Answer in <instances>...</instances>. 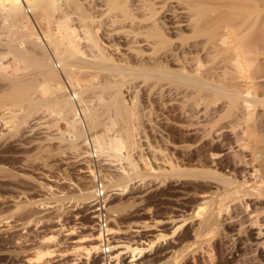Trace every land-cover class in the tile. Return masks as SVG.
Returning <instances> with one entry per match:
<instances>
[{
    "label": "rangeland",
    "instance_id": "rangeland-1",
    "mask_svg": "<svg viewBox=\"0 0 264 264\" xmlns=\"http://www.w3.org/2000/svg\"><path fill=\"white\" fill-rule=\"evenodd\" d=\"M41 1L45 7L31 11L29 5L26 10L24 5L19 9L22 14L16 19L9 17L7 13L5 14L6 11L0 9V259H2L0 261L2 264H45V258V260L48 259L46 261H49V264L50 260L51 264H103L104 259L100 250L107 242L113 258L111 264L139 262L194 264L195 257L201 258L203 264L204 262L210 264L212 262L210 257L215 260L218 254L213 253L215 257L205 255L206 251H202L204 252L201 253L202 256L200 253L195 254L196 240L192 233L195 224L199 222L198 218L207 215L212 209L217 212L225 197L230 200L228 196L233 193L235 187L242 190L238 195H264V176L255 170L258 166L248 161V151L252 147V142L246 137H241L240 133L243 129L254 127L255 122L261 118L260 112H264V77L254 78L264 74L263 67L262 70L261 67L255 66L247 68L245 74L249 76L247 80L256 81L249 87V96L254 98L255 115L251 114L253 118L251 115L243 118L240 120L243 122L242 125H240L241 122L239 124V120L227 114L223 115L227 119L223 116L220 118L217 116V118L221 105L225 104V98L218 99L219 101L212 99L213 103L211 102L209 109L212 113H208L207 117L211 116L214 122L212 123L211 119V121L207 120V117L204 118V115H196L192 125L197 129L192 128L190 132L187 129L192 126L188 128L190 123L185 121L187 119L177 117L180 114H176V112L179 113V109H176L181 105L179 96L183 103L181 95L178 98L175 97L178 95L176 88L179 85L175 82V78L182 63H177L178 60L167 56L171 49L181 55L183 50L188 52L194 41L189 29L173 28L177 21L174 11L178 10L176 7L178 0H143L145 3L141 0H114L110 11L105 0ZM137 3H144L146 10L137 9L140 5ZM151 5L157 10V14ZM123 8L132 10L135 21L144 19V23L151 26L148 30L146 29L147 36L152 35L149 37L150 40L154 37L153 33L163 31L166 36L165 42L136 47L137 44L132 42L131 36V31L136 28L128 25L129 20L128 24L125 22L126 27L118 30L108 21L112 14L122 13ZM147 17L152 19L151 24L147 23L149 21V19L146 20ZM154 20L158 22V27L153 26L157 23H154ZM60 23L76 31L75 35L73 34L75 43L81 48L79 49L82 51V57L87 58L86 60L81 58L82 60L90 62L88 59L94 53L99 54L103 49L111 57L110 59L106 55L109 58L103 64L108 63L112 66L110 68L106 65L101 66L103 69L98 68L100 74L96 70L98 66L92 65L93 62L89 66L77 67L78 73L77 69L74 73L80 74L83 81L78 79L79 76L76 78L74 73L70 74L62 69V65H59L61 59L74 57L69 55V46L65 45L64 33L60 32ZM156 28H158L157 31ZM88 29L98 40V49L93 47L98 50L97 52L94 49L92 51V48L88 51L91 44L89 45V41L84 37ZM149 30L153 33L148 34ZM28 32L30 35H27ZM62 37L64 39H61ZM44 43L50 54L44 51L42 46ZM140 50L144 52L142 58ZM44 57H47L46 59L52 57V60H55L54 63L59 65L56 68L60 80L65 87L67 86V93L71 95L76 110L78 112L80 110L82 120L78 125L81 128L86 125L89 129L87 133L77 136L79 128H69L65 116L63 117L60 110L57 111L58 107L53 104L52 99L57 97L56 94L53 95L51 90L47 94L43 93L39 88L43 69L38 66V58ZM92 57L90 60L94 61L95 57ZM41 59L40 62L44 60ZM125 63L134 65L127 66L130 67L128 71L125 67L124 71ZM104 66L109 70H104ZM95 70L98 76L91 75L96 73ZM122 70L123 73L120 74L119 71L122 72ZM69 75L75 77L69 78ZM74 78L79 82L77 83L78 80ZM70 80H75L77 85L74 87ZM185 89L182 88V90ZM80 90L84 100L80 101L82 106L78 103L81 97H74L75 91ZM51 103L54 105L52 108ZM218 105L220 107H217ZM55 106L56 108H53ZM84 107L87 110L82 111ZM198 108L199 110L197 106L194 108L196 113L203 108V104ZM197 117L203 118L197 120ZM181 120L185 121L184 129L179 126L178 121ZM182 121L181 124H183ZM215 121L219 125H216ZM200 122L206 124H204L205 129L209 128V132L214 131L209 133L206 130V133L204 131L202 135L203 132L199 133L201 128L199 125H202ZM91 123H100V126L90 129ZM106 126L110 127L107 129ZM210 126L213 128L211 129ZM174 127L180 128L177 131ZM240 127H242L241 130H239ZM202 128L201 131L204 130ZM193 131L196 132L193 133ZM181 132H183L182 135ZM187 132L190 134L188 135ZM184 133L189 137L193 134L195 138H190L196 141ZM196 133H199V138L200 135L204 136L203 140L202 138L200 140ZM207 133L212 135H206V137ZM100 135L106 142L104 146L95 141V137ZM87 136L92 137L95 142L93 140L89 143L85 142ZM113 137L124 139L127 147L123 153H130L131 161H135L139 170L145 172L144 176L133 180L124 179L125 172L131 173V170L129 171L131 164L125 159H119L118 155H112L108 141H111ZM185 150L189 153L187 154ZM182 154L188 156L184 157ZM168 160L174 162L173 170H168L169 168L163 165ZM151 167L156 170L162 167L169 173L155 176L151 174ZM96 173L106 183L109 207L114 205L112 207L116 206L117 210L120 209L115 212L110 211L112 218L108 233L112 235L111 239H107L104 233L97 230L93 215V193L85 189L89 184L93 190ZM230 188L233 189L229 190ZM228 199L226 201H229ZM234 203L235 201L231 200L230 203H225L221 213H218L219 216L217 214L218 230L215 236L221 242L225 255L232 254L230 257L227 256V259H230L228 262L233 260L231 264H241L237 262L239 240L242 237L244 240L247 238V243L251 242L253 235L251 238L249 237L251 233L238 236L235 227L237 229L240 227L237 223H241L244 216H247L245 214H248L251 209L244 213V208L240 209V204ZM231 207L234 210L230 209ZM235 207H240L238 210H242L244 215H241L240 211L237 213ZM238 215H241L240 219ZM233 217L237 218L234 222ZM227 219L228 221L231 219V222L228 223ZM179 224H183L182 227L174 230ZM162 233L166 234V237L155 239ZM237 237L240 239L238 240ZM47 240L49 243L46 242ZM148 240L155 241L152 247V243L148 245ZM126 242L127 244L131 242L133 245L141 242L145 247L149 246L144 252L145 256L139 254L132 258L130 255L133 253L131 254L127 249L123 250L127 245ZM250 245L248 246L251 252V254L248 252L249 255L256 253L258 256V251L254 252L255 248ZM225 247L236 249V251L227 250ZM47 249L51 251V254ZM118 254L121 258L116 260ZM256 255L252 257L257 259ZM37 256H44L43 263L37 261ZM206 257H209V260L205 259ZM215 261L212 263L215 264Z\"/></svg>",
    "mask_w": 264,
    "mask_h": 264
},
{
    "label": "bare ground",
    "instance_id": "bare-ground-1",
    "mask_svg": "<svg viewBox=\"0 0 264 264\" xmlns=\"http://www.w3.org/2000/svg\"><path fill=\"white\" fill-rule=\"evenodd\" d=\"M105 1H106L105 3H107V5H109V10L108 11H110L111 8H112L111 6H112V4L115 1L114 0L113 1L112 0H105ZM142 1L143 0H141V2ZM175 1H177V0H175ZM41 2H42L41 0H0V9L6 11L5 14L7 13V15L9 17H12L13 19H16L17 16L22 14L19 11V9L21 7H24V5H25V7H26L25 10H26L28 8L27 6L29 5V7L31 8V11L32 10L36 11V10H38L41 7H45ZM140 3H137V4H140ZM146 3H148V2H146ZM143 4H140L139 6L137 5L138 6L137 9L138 8L140 10L142 9V11H143V9L146 10L147 7H146L145 4L144 5ZM150 4H152V3H150ZM148 5L149 4H147V6ZM176 5H177L176 7H178V10L175 9V11H174L175 13L174 12L173 13L177 16V21H176V25L173 28L184 27L186 29H189L191 31V34H192V37H193L194 41L190 45L191 49L188 52L183 50V52H182L183 54L181 55L179 52H174L171 49V52L169 53V55H167V56H169V58H172L174 60L175 59L178 60L177 63L178 62L182 63L180 65L179 72L176 71L177 74L175 73L177 75L176 76L177 78H175L176 79L175 82L177 84H179L178 87L176 88V91H177L178 95L175 94L176 95L175 97L178 98V96L181 95L182 98H183V103H182L181 97L179 96V99L181 100V102H180L181 105H180L179 108L176 109V110L179 109L178 110L179 113L176 112V114H180V115H178V116L176 114L175 115L177 117L180 116L181 118L184 117V120H185V118L187 119L185 121H188L190 123V124H188L186 122L188 124V128L190 126H192V127L189 128V129H187L186 127L185 128L191 132V130H193L192 128H194V126L192 125L193 118L196 115L197 116L198 115H200V116L204 115L203 116L204 118L207 117L208 113H212L211 110L209 111V109L211 108V102L213 103L212 99L218 100V99H221V98H223V99L225 98V104L221 105V110H219L220 108H218L220 113H217L216 117L218 116L220 118L224 114H227V115H230V116L234 117L236 120H239V124L241 122L240 125H242L243 122L240 121V120H242L243 118L245 119V118H247L248 115H251V114L255 113V109L253 107L254 106V102H253L254 98H251L249 96L250 95L249 87H250V84L253 85L254 83H256V81L255 82L253 80L250 81V79L247 80L249 78L248 74H247V76L245 75L246 72H247V68H251V67L255 66L257 68L261 67V70H262V67H263V70H264V0H178L176 2ZM126 9L124 10V8H123L122 9L123 10L122 13L112 14L108 21L110 22L111 25L115 26V28L118 30V29H122V28L126 27V23L125 22H127V24H128V20H129L130 23L128 25H130L131 27L136 28V30L131 31V33H132V35H131L132 36V42L135 43V45L137 44L136 47H140L141 45H147V46H150L152 44L156 45L157 43H159V42L161 43L164 40H166L165 34L163 33V31H160V29H159L160 32L158 31L159 33L151 32V33H153V36L155 38L152 37L153 39L150 40L149 37L152 36V35H150L148 37L146 31L151 26H149L148 24L146 25V23H144V19H140V20L136 19V21H135L133 19V17H132V16H134L132 10H130V8L127 9V10ZM140 10H138V11L140 12ZM154 10H155V12L157 11L155 8H154ZM154 10L152 12H154ZM156 14H157V12H156ZM156 14H155V17H156ZM175 15H173V16H175ZM142 17H144V16H142ZM148 17H149V14H148ZM148 17L146 18V20L149 19V21H147V23L148 22L150 23L151 22L150 20L155 19L154 17H151V16L150 17L152 19H150ZM153 22L156 23L157 21L154 20ZM60 25H62V24L60 23ZM60 25H59L60 32H63L64 35H63V33H62V35L65 37V41L64 40L63 41L65 42L66 46H67V44L69 46L68 47L69 55L74 57V58H68V57L64 56L66 58L62 57L63 59L60 58L61 61L59 60L60 61L59 65L60 66L62 65V67H63L62 69H65V71L67 73L73 74L75 72V69H77V67L89 66V64H91V62H93L92 65H94V67L98 66L97 69H96L98 71V73H99V69H103V68H101V66L103 67V65H106L109 68L112 66L111 64L109 66L108 63L107 64H105V63L103 64V62L107 61V58L110 57L108 54H106L103 51V49H101L103 53L100 51L99 54H97L98 50L94 49L95 47L98 49L97 46L99 45V43L97 42L98 40L96 39V36L94 35V33L90 29H88L86 31V36L84 35V37L89 41V45L91 44V47L88 48V51L92 48L91 50L93 51V49H94L97 53L95 54L94 53L95 51H94L93 53L95 55L93 54L92 56L95 57L94 58L95 60L91 61L90 60V58L92 57L91 56L88 59V61H90V62L87 63V61H84L87 58L85 59L84 57H82V51L80 50L81 48L78 47L77 46L78 44L76 45V43H75V39L73 37V34L76 31L74 32V29L69 28V26H67V25H65V26H63L64 24L62 26H60ZM157 25H158V22L156 23V25L153 24V26H157ZM106 27H108V26H106ZM157 29L158 28H156V31H157ZM151 33H150V30H149L148 34H151ZM27 35H30V33L27 34ZM27 37L30 38V36H27ZM61 39H64V38L62 37ZM64 42H63V44H64ZM20 44H22V43H20ZM42 44H43V42H42ZM42 46H44L43 47L44 51H46L47 53L49 52V54H50V51H49L47 45L44 43V45H42ZM127 48H129V46ZM27 49H25V50H27ZM64 50H65V48H64ZM138 50H139V48H138ZM168 51H167V53H168ZM54 53L56 54V52H54ZM138 53L139 52H137V55H138ZM140 53H141V58H142V55H143L144 52L140 50ZM7 54L8 53H6V55ZM106 55H108L109 57L106 56ZM164 55H166V53ZM48 57H50V55ZM52 57L48 58V59H46L47 57H44L42 59L38 58V61H39L38 62L39 65L38 66H39V68L41 67L43 69L42 70L43 71V73H42L43 75H41L43 77L40 78L42 80H40L39 88L41 89V91L43 93L47 94L48 91L51 90L54 93L53 95L56 94L55 96H57V97L54 96L56 99L55 98H54L55 100L52 99V98L51 99H52V102L54 101L53 104H55L58 107L57 111L60 110V113L63 114V117L65 116L64 118H66V122L69 125V128H79V130L77 131L76 135L77 136H81L82 134L87 133V131H89V129L87 128L86 125L82 126L83 128L79 127L78 123H80V121L82 120V118L80 117V110H79V112L76 110L77 108L74 106V104H73V102L71 100L72 99L71 95L69 93H67V90H68L66 88L67 86L65 87L64 84L61 82L60 75L57 72V68H56L59 65L56 62L54 63L55 60L53 61ZM138 57H140V56L138 55ZM81 58H84V60H82ZM127 58L129 59V57H127ZM135 58H136V56H135ZM40 59L41 60L44 59V60L40 62ZM110 59H111V57H110ZM110 59L108 60L109 62H110ZM36 62H37V60H36ZM125 65L126 66H124V64H123V66H124L123 70L125 71V67H126L127 68L126 70L128 71V70H130V67L128 68L127 66H130V65L133 66L134 64L130 63L128 65V64L125 63ZM106 66H104V70H109V68H107ZM164 67H165V65H164ZM120 68L122 69V67H120ZM35 69H37V68H35ZM90 69H88V70H90ZM93 69H95V68H93ZM117 69H118V67L116 68V70ZM96 70H95L96 73H92V74L90 73V74L91 75L95 74L93 76H96V74H97V76H98V73H97ZM123 70H122V72L119 71L120 74L123 73ZM39 71L41 72V70H39ZM77 71H78V69L76 70V72ZM100 71H102V70H100ZM185 71H187V72H185ZM89 72H91V70ZM234 72H236V73L234 74ZM37 73H38V71H37ZM64 74L66 75V73H64ZM74 75H76V78H77L80 74L77 75V74L74 73ZM74 75L73 76L69 75L70 76L69 78L75 77ZM80 76L78 77V79H81ZM261 76L264 77V74L260 75V76H256V77L254 76V78H259ZM76 78H74V79H76ZM78 79H76V80H78ZM71 80H73V79H71ZM74 81H71V82H73V86L75 87V85H77V84ZM80 81H83V79H81ZM78 82H79V80L77 81V83ZM70 84H72V83H70ZM182 86H184V87H182ZM182 88H186V89L182 90ZM7 89H8V87H7ZM52 92H51V94H52ZM80 92H82V91L81 90L79 92L75 91V96L74 97H79L80 98L82 96L80 94ZM82 99H83V97H81V99L78 102V103H80V106H82L81 105L82 102H80V101H84ZM254 101H256V100H254ZM177 102L179 103V101H177ZM53 104L51 105V108H52V106H54ZM201 104H203V108L199 112L196 113V111H195L196 109H194V108H196V106H197V110H199L198 106L200 107ZM56 106L53 107V108H56ZM217 107H220V106L218 105ZM84 108L85 109L82 108V111L87 110L86 107H84ZM53 111L55 113L57 112L55 109ZM213 115L215 117V113L214 112H213ZM259 116L261 118L255 122L256 124L254 125V127H250V128L245 129V130L244 129L241 130L242 127H240L239 130H241L242 132H240V131L239 132L242 134V135L240 134L241 137H243V138L246 137V139H248V140H250L252 142V147L248 151V156H249V158H248L249 160L248 161H250L251 163L253 162V165L255 164L256 166H258V168H256L255 170L257 172L259 171L258 173L262 174L261 176H264V117H263L264 116V112L263 111L260 112ZM210 117H207L206 119L210 120L211 119ZM214 117L212 116V118H214ZM216 117H215V119H216ZM223 117L225 118L226 116H223ZM232 117H231V119H232ZM251 117H252V115H251ZM200 118H198L197 120H199ZM202 118H201V120H202ZM225 119H227V117ZM211 120H212V123H213L214 120L213 119H211ZM181 121H178V123L180 124V125L179 124L178 125L180 127H183V129H184V126H185L184 122L185 121H182L183 124L180 123ZM210 121H209V123H211ZM219 121H220V119H219ZM234 121L235 120H233V123H235ZM202 122H200V123H202ZM215 122H216V125H219V123L217 121H215ZM244 122H245V120H244ZM112 123H114V122H112ZM175 123L176 122H174V124ZM200 123H197V124L195 123V124L198 125ZM236 123H238V121H236ZM204 124L205 123H202V125H199V128L200 127L202 128ZM181 125H183V126H181ZM205 125L202 128L204 130L201 131V128H200V131H199V133L203 132L202 135H204V131L206 133V130H207V129H205L206 128ZM213 125H215V123ZM236 125L238 126V124H236ZM97 126H100V123L99 124L98 123H96V124L95 123H91L89 128L93 129L94 127H97ZM108 127H110V126H106L107 129H108ZM180 127H177V128L174 127V128H176L177 131H178V128H180ZM210 128L212 129L213 127L210 126ZM109 129L111 130V128H109ZM196 129L197 128H194V130H196ZM234 129H236V127ZM68 130L70 131V129H68ZM103 130H105V129H103ZM173 130H175V129H173ZM208 130H209V128H208ZM179 131H180V129H179ZM184 131L186 132V130H184ZM211 131H214V130H211ZM211 131L210 132L208 131V132L212 133ZM194 132H196V131H193V133ZM199 133H196V136H198ZM209 133L205 134V136L208 135ZM182 134H183V132H181V135ZM184 134H186V133H184ZM187 134L189 135L190 133L187 132ZM192 135L190 137H194ZM211 135L212 134H210L208 136H211ZM202 137H204V136H202ZM202 137L200 135V138H202ZM91 138L89 136H87V138L85 139V142L89 143V142H91V140H93V142L97 141L101 146H104V144H106V142L103 141V138L101 137V135L100 136H96L95 137L96 138L95 141H94L93 138L92 139ZM194 138H190V139L193 140ZM198 138H199V136H198ZM240 138H238V139L240 140ZM238 139H237V141H239ZM180 140H179V142H180ZM202 140H203V138H202ZM250 141H249V143H250ZM108 142H109L108 146H109L111 152L113 153L112 155H114V154L118 155L119 157L118 156L117 157L119 159H121V160L125 159V160H127V162L129 161L130 164H131L130 165L131 169H129V171L131 170V173L130 172H125L124 175H123L124 179L129 178V179L133 180V179L141 177L143 174H145V172L139 170V168H138L139 166H138V164L135 161L134 162L131 161V156H130L129 152L123 153L125 151L124 149L127 147L126 144H125L124 139L113 137L112 140L108 141ZM235 143H236V141H235ZM184 145H181V147H185ZM188 145H190V144H188ZM186 150H189V149H186ZM186 150H185V152H187ZM188 153L189 152H187V154ZM182 155L184 157H186L185 154H182ZM196 155H198L197 151H196ZM184 157H182V158L184 159ZM195 159H197V157H195ZM195 159L193 161L194 163L196 161ZM188 160H189V158H188ZM162 162H164V161H162ZM179 163H180V161H179ZM163 165L167 166L169 168L168 170H173L174 169V162H172V161L168 160L167 163H164ZM181 167L182 166H180V168ZM158 169L159 170H156V168L151 167V170H152V171L150 170L152 172L151 174H155V176H158L160 174H166L167 172L169 173V171L166 170L165 168L159 167ZM195 171H196V169H195ZM98 176H99V174L96 173L95 177H98ZM104 184H106V183H104ZM104 186H106V185H104ZM85 189L89 190L91 194L93 193V190H91V186H89V184H88L87 188H85ZM231 189H233V188H230L229 190H231ZM240 191H242V190L239 189L238 187H235L234 191H232L233 193L231 195L228 194L229 195L228 197L230 198L231 201H235V203L237 202L236 204H240L241 208L240 207H238V208H240V209L244 208V210H243L244 213L246 211L250 210V209H251V211L248 212V214H245L247 216H244V220H242L241 223L237 221L241 225L237 223V226L238 227L240 226V227L238 229L235 227V229H236L235 232H237L236 235H238V236H242L245 233H251L249 237L251 238V235H253V240L251 239V242L249 241L247 243L246 242L247 238L244 240L241 237V239L239 238L240 239L239 240L238 237H237V239L240 241L239 245L237 247V252H238L237 253V256H238V259H237L238 261L237 262H240L241 264H264V195L263 194H261V195L260 194L259 195L255 194L254 195L253 193H251L253 195H247V194L238 195V193H240ZM229 193H231V192L229 191ZM248 194H250V193H248ZM226 199H228V198L225 197L222 200L217 212H214L213 209H212V210H210V212L208 211L209 213L207 215L202 216V218L200 217V219L198 218L199 222L198 223L195 222L196 224H195V227H194L193 233H192L193 236H194V239L196 240V246L194 247L195 254L196 255H197V253L201 254L202 251H204V252L206 251L205 255L209 254V257L210 256H214L215 257L214 254H218V258H215V260L217 259V261H215L214 259H212V257H210V262H211V260H212V262L215 261V264H229L231 261L233 262V260L228 262L230 259L228 260L227 258L230 257L232 254H230V256L227 255L228 257L225 255V252H224V250H223V248L221 246L222 245L221 242L218 241L216 239V236H215L216 233H217V230H218V228H217V217L221 213L222 206H224L225 203H230V200L228 199L229 201H226ZM112 206H114V205H112ZM112 206L111 207L108 206V209H109V211L115 212V210H117L118 207H116V206L112 207ZM119 206L121 207V205H119ZM235 208L237 209V213H238V211H240V214H241L242 210H240V209L238 210L237 207H235ZM230 209H232V207ZM118 210H120V209H118ZM208 210H209V208H208ZM215 210H216V208H215ZM232 210H234V209H232ZM243 212H242L241 215H244ZM197 214H199V213H197ZM197 214H195V215H197ZM217 214H218V216H217ZM241 215H238L239 219H240ZM197 216H200V215H197ZM197 216H195V217H197ZM234 217L232 219L233 222L237 219V218L234 219ZM236 217H237V215H236ZM242 218H243V216H242ZM229 220L230 221H228V219H227L228 223L231 222V219H229ZM183 224H179L177 229H174V230H178V228L182 227ZM108 228L106 229V231H99L98 229L97 230L99 232L104 233L105 237L107 239L108 238L111 239L112 235L108 233ZM111 228H113V227H111ZM247 235H249V234H247ZM164 237H166V234L162 233V234L158 235L155 239H161V238L163 239ZM243 238H245V236ZM140 239H141V237H140ZM148 241H149L148 245L152 243L151 244V247H152L154 245L155 241H151V240H148ZM46 242H48V240ZM141 242H144V241H141ZM141 242L138 245L134 244L135 246L133 244H131V242H129V244H127V242H126L127 245H125V246H124V243H123V246H124L123 250L127 249V250H129L131 252V254L133 253L132 255H130L132 258H134L135 256H137L139 254H143L142 256H145L144 252L146 251V248L149 247V246L145 247V245H143V243H141ZM250 244L253 245V248H255L254 252L258 251V256L256 255V253H254L257 256V259H255L256 257L253 258L254 254H252L253 257L251 255H249V253L251 254V252H249V250H248V246ZM47 245L50 246L49 244H47ZM45 246H46V244H45ZM104 246L109 247V249L111 250L110 245L107 242L102 245V247H104ZM46 248H48V247H46ZM40 249H43V248H40ZM48 249H47V251H49L50 254H51V251L48 250ZM147 250H148V248H147ZM227 250L236 251V249L232 250L231 248L227 249ZM52 251H54V250H52ZM130 252H128V253H130ZM233 252H231V253H233ZM228 253H229V251H228ZM45 254L47 255L48 253H45ZM120 254L117 255L116 260H119L121 258ZM202 254H201V256H202ZM211 254H213V255H211ZM44 256H40V257L37 256V258H38L37 261H40V262L43 263L42 260H43ZM174 257H176V255ZM48 258H50V257H48ZM208 258L206 257L205 259H208ZM234 258H236V257L234 256ZM103 259H104L103 264H111V262H113V258H112L111 254H109L107 256H104ZM169 259H170V257H169ZM200 259L195 257L194 258L195 261L193 260L194 264H203L201 262L202 259L201 260ZM0 260H2V259H0ZM46 260H48V259H46ZM46 260L44 258V261H45L44 263L45 264H49V261H46ZM234 260H236V259H234ZM205 263L206 262H204V264ZM0 264H2V261H0ZM50 264H51V260H50ZM135 264H143V262H139V263H135Z\"/></svg>",
    "mask_w": 264,
    "mask_h": 264
},
{
    "label": "built area",
    "instance_id": "built-area-1",
    "mask_svg": "<svg viewBox=\"0 0 264 264\" xmlns=\"http://www.w3.org/2000/svg\"><path fill=\"white\" fill-rule=\"evenodd\" d=\"M100 176L95 177L92 195V205L94 212V223L99 231H106L111 223V213L108 209L109 198L106 186ZM111 253L109 247H102L100 254L104 257Z\"/></svg>",
    "mask_w": 264,
    "mask_h": 264
}]
</instances>
